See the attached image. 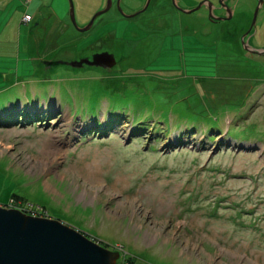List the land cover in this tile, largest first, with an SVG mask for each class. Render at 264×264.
Here are the masks:
<instances>
[{"label":"rangeland","instance_id":"obj_1","mask_svg":"<svg viewBox=\"0 0 264 264\" xmlns=\"http://www.w3.org/2000/svg\"><path fill=\"white\" fill-rule=\"evenodd\" d=\"M73 1L80 27L106 2ZM226 1L233 17L217 22L206 5L152 0L82 31L70 0H0V203L127 264H264V52L242 43L259 0ZM108 23L124 40L96 50ZM248 39L264 47V2ZM199 42L210 47L186 50ZM103 51L113 66L67 63Z\"/></svg>","mask_w":264,"mask_h":264},{"label":"water","instance_id":"obj_2","mask_svg":"<svg viewBox=\"0 0 264 264\" xmlns=\"http://www.w3.org/2000/svg\"><path fill=\"white\" fill-rule=\"evenodd\" d=\"M150 1L148 0L147 4L138 11L126 15L136 16L140 12L142 13ZM220 2L228 14L214 17L231 19L234 14L233 8L228 6L225 0H220ZM263 2L264 0H259L250 29L242 36L244 47L258 53L264 52V48L253 47L249 41L245 40V36L252 27L256 26ZM174 3L177 5L175 0ZM202 3L204 0L192 9L183 8L182 10L188 13L192 12L198 9ZM111 6L112 0H107L106 6L95 12L89 23L80 27L75 16L74 1L70 0L71 20L80 30H88L96 17L107 12ZM61 62L65 63V61H58V63ZM67 63L76 67L84 64L111 67L114 65L115 59L114 55L104 51L95 53L92 60L82 58L67 61ZM120 256V250L105 247L89 238L81 229L61 219L29 214L18 208L5 207L0 203V264H119Z\"/></svg>","mask_w":264,"mask_h":264},{"label":"flooded vegetation","instance_id":"obj_3","mask_svg":"<svg viewBox=\"0 0 264 264\" xmlns=\"http://www.w3.org/2000/svg\"><path fill=\"white\" fill-rule=\"evenodd\" d=\"M152 1V0H151ZM151 1L149 2V4L147 5V8L144 10V11H147L149 8H150V6H151ZM176 1V3H177V5L174 3V0H171V2H172V7L173 8H175V10L176 11H174V13H177V12H180V13H188V12H185V11H183L182 9H183V7H181L179 4H180V2H179V0H175ZM203 1V0H202ZM147 2H148V0H146L145 2H144V4L142 3L139 7H137V8H135V10H133V12H136V11H138L139 9H141V8H143L146 4H147ZM207 2V3H206ZM225 2H226V4L228 3L226 0H225ZM106 3H107V0H106V2H105V5L104 6H106ZM118 3H119V0H112V7H114V6H116V8H118V9H120V12L122 11L124 14H129L128 12H130V13H133L131 10H127V9H125L126 11H124V9H123V6H122V0L120 1V4L118 5ZM209 3H211L212 4V6L210 7V5L211 4H209ZM229 4V3H228ZM202 5H206V6H208V10H209V12H208V15H209V18H210V20L211 21H215V22H217V21H220V20H226V19H220V18H215V17H218V16H226L227 14H228V12H227V10H226V8L221 4V2H220V0H219V2H213V1H211V0H204V3H202ZM202 5L198 8V9H196V10H199L201 7H202ZM230 5V4H229ZM120 6V7H119ZM230 6H232V5H230ZM111 7V8H112ZM164 7H166V6H164ZM110 8V9H111ZM168 8L169 7H166L165 9L166 10H168ZM109 9V10H110ZM185 9H192V8H185ZM223 10V13H221L220 15L219 14H217L216 13V11L217 10ZM196 10H194V11H192V12H195ZM225 10H226V13H225ZM143 11V12H144ZM173 11V10H172ZM211 11V12H210ZM255 11V10H254ZM192 12H189V13H192ZM234 12V11H233ZM122 13V14H123ZM123 14V15H124ZM139 14H141V13H139ZM139 14H137L136 16H138ZM125 17L127 16V15H124ZM136 16H133V18L134 17H136ZM215 16V17H214ZM129 16H127L126 18H128ZM178 17H180V16H178ZM97 18V17H96ZM129 18H132V17H129ZM154 19V17L152 16V17H150V22H152V21H154L153 20ZM91 20V19H90ZM96 20V19H95ZM95 20H94V22H95ZM94 22H93V24H94ZM181 23H182V21L180 20V25H181ZM93 24H92V26H93ZM138 24L139 23H133V26L134 27H136L137 29H139L140 27L138 26ZM252 24V23H251ZM92 26L90 27V28H92ZM186 26L187 25H185V27H182L184 30H187V28H186ZM251 26V25H250ZM111 27H112V23H108V24H106V25H103V26H101L99 29H100V31H98L99 33H98V39L100 40V42H101V44H99L98 46H92V47H96V50H111L112 49V46L113 45H115V44H117V43H119V42H122L124 39H122L121 37H119V32H117V33H112L111 31H110V29H111ZM250 29V28H249ZM248 29V30H249ZM126 30H128L129 31V28L128 29H126ZM247 30V31H248ZM143 31H147V32H149V30H143ZM247 31H245V32H247ZM251 31V30H250ZM250 31H249V33H250ZM124 33H126V32H124ZM133 33L134 34H137V31H133ZM183 33H185V31L183 32ZM249 33L245 36V38L249 35ZM123 34V33H122ZM183 36H184V34H183ZM168 37V35H165V36H163V38L164 39H166ZM122 39V40H121ZM93 41H95L94 39H92ZM248 41H249V43H250V40L248 39ZM251 44V43H250ZM260 48V47H259ZM264 48V47H263ZM104 52V51H103Z\"/></svg>","mask_w":264,"mask_h":264},{"label":"trees","instance_id":"obj_4","mask_svg":"<svg viewBox=\"0 0 264 264\" xmlns=\"http://www.w3.org/2000/svg\"><path fill=\"white\" fill-rule=\"evenodd\" d=\"M159 7V6H158ZM161 8V7H160ZM163 8V7H162ZM166 8V7H165ZM164 8V10H161V11H166V9ZM187 28V27H186ZM187 29H189V28H187ZM183 32H184V30H182ZM147 32V31H146ZM134 34V33H133ZM152 34L154 35V34H156V32H152ZM187 35H192V38L194 39V40H198V38L199 37H201V36H197L195 33H192L191 31H190V33H187ZM205 35V34H204ZM206 36V35H205ZM175 38H179V39H181V36H179V37H175ZM141 39H142V37H141ZM168 39V37L166 38V40ZM203 39L204 40H206V41H209V39H208V37L206 36V37H203ZM136 39L135 38H133V44H135L136 43ZM199 47H197V48H195V47H190V48H186V50H204L205 48H207V47H210V46H208V44H205V45H203L202 44V42H199ZM169 50H177L176 49V47H174V48H172V49H169ZM22 198V196L21 195H18V194H13V196L11 197V199H14V202L16 201V200H18V199H21ZM25 211H27V210H25ZM31 213H36V211L35 210H33V211H30ZM37 214H40L41 216H44L43 214H42V212H39V213H37ZM126 259H130V260H132V261H135L134 260V258L132 259V257H125ZM123 262H125V259L123 260Z\"/></svg>","mask_w":264,"mask_h":264},{"label":"built area","instance_id":"obj_5","mask_svg":"<svg viewBox=\"0 0 264 264\" xmlns=\"http://www.w3.org/2000/svg\"><path fill=\"white\" fill-rule=\"evenodd\" d=\"M27 1H29V0H27ZM24 19H25V20H31V19H33V16H32V14H30V13H25V15H24ZM122 264H127V263L122 262Z\"/></svg>","mask_w":264,"mask_h":264},{"label":"clouds","instance_id":"obj_6","mask_svg":"<svg viewBox=\"0 0 264 264\" xmlns=\"http://www.w3.org/2000/svg\"><path fill=\"white\" fill-rule=\"evenodd\" d=\"M32 214H34V213H32ZM34 215H37V212H36ZM78 229H79V228H78ZM120 252H121V251H120ZM120 257H121V256H120ZM123 260H124V258H123L122 261L120 262L119 259H118V263H119V264H122Z\"/></svg>","mask_w":264,"mask_h":264},{"label":"bare ground","instance_id":"obj_7","mask_svg":"<svg viewBox=\"0 0 264 264\" xmlns=\"http://www.w3.org/2000/svg\"><path fill=\"white\" fill-rule=\"evenodd\" d=\"M92 94H95V93L92 92ZM133 99H134V97H133ZM136 100H138V99H136ZM143 100H144V99H143ZM39 102H43V101L38 100L37 103H36V105H37ZM49 185H50V184H48V186H49Z\"/></svg>","mask_w":264,"mask_h":264}]
</instances>
